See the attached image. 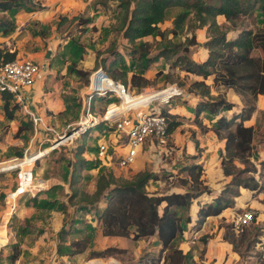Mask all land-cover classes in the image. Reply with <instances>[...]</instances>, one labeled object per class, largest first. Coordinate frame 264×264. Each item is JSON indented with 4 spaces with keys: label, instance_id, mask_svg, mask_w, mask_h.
<instances>
[{
    "label": "rangeland",
    "instance_id": "1",
    "mask_svg": "<svg viewBox=\"0 0 264 264\" xmlns=\"http://www.w3.org/2000/svg\"><path fill=\"white\" fill-rule=\"evenodd\" d=\"M113 4L112 0H28L27 8L22 11L0 12V19L11 23V29L6 33L0 29V35L12 32L3 39L0 37V42L5 41L9 50L17 49L18 58L30 57L28 52L34 53L38 57L35 60L39 64L43 63L46 70L42 75L45 79L43 92H49V97L56 96L66 102L61 114L52 110L48 113V108L44 106L46 112L41 118L51 128H37L34 132L28 114L21 105L14 111L13 118L7 119L0 101V166L5 165L10 158L50 146L66 124L76 121L80 114L82 94L85 87L87 89L88 76H85V72L89 75L100 66L109 75L111 70L119 71L123 64L132 68L128 55L132 44L122 39L114 29ZM178 9L177 6H171L166 10L163 26L170 25L169 21ZM262 19L264 11L256 9L243 19L242 24L248 21L250 25H258ZM191 33L196 42L190 47L188 55L197 60L202 51L196 44L208 34L206 25L191 29L184 25L182 32L171 39L180 43ZM155 37L152 34L142 38L147 41L151 53L156 49ZM255 53L256 50L253 51ZM171 59L155 58L145 73L150 83L140 89L129 85L128 88L133 92H148L170 83L182 87L185 91L180 88L182 93L174 95L175 99L170 98L169 102L177 103L176 108L183 111L186 105L182 99H187L183 95L188 93L185 88L190 79L182 76L179 66H170ZM75 69L84 73H76ZM219 93L223 94V91ZM148 98L143 95L133 104ZM114 99H98L94 111L100 113L104 105ZM255 100L256 97L252 100V109ZM249 121L254 129L250 152L254 151L261 159L264 157V108L252 113ZM116 133L114 129L99 124L83 136L81 134L62 145L50 147L34 161V181L41 178L45 184L32 195L26 192L15 198L14 209L8 212L1 228L3 244L0 246V264H86L89 260V264H103L98 259L112 260L109 264H148V258L156 257L159 244L153 235L137 239H132L131 235L102 236L96 210L82 207V202H77L78 193L71 197L72 190L67 180L71 164L76 159L73 153L79 143L85 145L81 157L91 159L99 166L98 170L97 166L81 169V176L75 185L84 191H87L100 171L108 169L114 176L123 178H130L138 170L151 171L153 178L146 185L148 191L182 190L184 186L179 183L185 171L181 165L196 161L202 163L204 183L214 193L228 179L221 174V147L212 141L214 135L204 133L200 126L184 124L174 136L161 140L147 137L141 143L134 161L125 167H119L113 160L122 151L115 144ZM193 142H197L196 147ZM97 143L106 145L108 157L96 160L94 145ZM190 155H199V158L193 159ZM248 158L255 168V179L260 178L263 182L260 173L264 169L258 160L250 155ZM236 164L241 166L238 162ZM14 176L12 169L0 170V224L4 213L9 211L4 196L14 187ZM238 190L239 194L233 197V206L224 208L218 216L205 218L199 226L182 222L183 230L175 238L174 245L184 252V264H260L258 255L264 244V186L259 190L239 186ZM36 194L38 196H34ZM202 195H205L202 199L209 196ZM32 196L36 197L35 200L42 198L53 202L54 207L50 209L34 205ZM246 209L252 210L251 220L242 231L235 232L233 219ZM60 222L64 228L62 236L58 235L57 229ZM105 247H114V250H110L108 255H96ZM12 255L15 258L11 260ZM157 264H162L161 258Z\"/></svg>",
    "mask_w": 264,
    "mask_h": 264
},
{
    "label": "trees",
    "instance_id": "2",
    "mask_svg": "<svg viewBox=\"0 0 264 264\" xmlns=\"http://www.w3.org/2000/svg\"><path fill=\"white\" fill-rule=\"evenodd\" d=\"M27 1L0 0V11L13 12L25 9ZM112 1L115 6L114 29L119 32L122 39L132 44L128 53L132 68L122 63L121 69L111 70L109 76L127 87L129 85L140 89L150 83V79L144 75L150 62L158 56L164 59L173 57L170 66L177 65L180 69L198 76L189 80L185 88L186 91L198 96L194 105L195 114L202 110L216 114L220 110L231 108L232 103L227 101L222 93H210L211 86L231 87L244 102L238 113H233L227 118L219 116L211 127L216 136L224 140L219 163L223 175L228 177L215 193L204 183L203 167L198 162L181 165L185 171L179 183L184 186L182 190L148 191L146 185L149 179L153 178L151 171L142 169L133 173L130 178H123L114 176L108 169L97 174L93 190L87 192L80 190L75 182L81 176L80 171L83 167H95L97 163L81 157L80 154L85 150L83 143L77 144L73 153L76 159L71 164L68 179V186L72 190L71 197L78 193L77 202L81 201L82 207L88 206L96 210L100 234L131 235L132 239L153 235L159 247L156 257L151 256L147 259L148 264H157L160 258L162 264H184V252L174 245L175 238L183 230L182 222H191V225L199 226L206 216L217 215L222 209L233 206V197L239 194L237 189L239 186L251 190H259L264 186V172L260 173L263 182L260 178L255 179L253 175L255 168L248 158L250 155L258 160L264 169V157L260 159L254 151L250 152L254 129L252 125L242 123L252 110V100L257 94L264 93V19L258 25H250L248 21L244 25L242 23L243 19L256 9L264 11V0ZM171 6H177L179 9L171 18L170 27L161 28L160 24L164 20L166 10ZM218 14L223 15L226 27L216 21ZM184 25L190 29L206 25L208 34L200 44L206 48L207 54L200 62L188 56L189 47L196 42L193 33L189 37L185 36L180 43H175L171 39L182 32ZM230 28L238 30L234 36L227 37L226 29ZM0 29L6 33L11 29V23L6 19H0ZM152 34L157 36L154 39L156 49L150 54L147 41L141 38ZM15 54V49L0 48V58L4 61L15 58ZM75 71L84 73L80 69ZM84 74L88 76L87 72ZM207 78L211 80L209 83L205 81ZM0 101L4 116L12 119L14 111L19 109V103L14 101L8 92L0 93ZM161 112L166 120V138H169L180 122L179 115L168 111L167 106H162ZM196 145L197 142H194V147ZM94 147L96 150V144ZM197 156L190 155L193 159ZM202 194L209 195V199L201 201L199 197ZM35 198H32L34 205L54 207L53 202ZM194 201L195 215L191 218L189 209ZM1 228L0 225L2 235ZM63 230L61 225L58 229L59 236H62ZM110 250H114V247H105L96 252V255H108ZM14 258L12 255L11 260ZM258 258L259 263L264 264V244Z\"/></svg>",
    "mask_w": 264,
    "mask_h": 264
},
{
    "label": "built area",
    "instance_id": "3",
    "mask_svg": "<svg viewBox=\"0 0 264 264\" xmlns=\"http://www.w3.org/2000/svg\"><path fill=\"white\" fill-rule=\"evenodd\" d=\"M40 68L38 62L29 58H13L5 61L0 58V93H10L13 100L21 105L23 111L28 114L34 132L37 128L50 129L38 113L27 107L23 98V90L31 83ZM178 93H181V89L171 83L148 92L130 91L126 85L109 76L102 67L98 66L88 75L87 89L81 97L78 118L73 124H66L61 133H57L50 147L69 142L72 138L87 133L92 127L101 124L117 132L115 144L121 147L122 151L113 160L119 167H125L134 161L141 143L147 137L157 140L166 138V120L161 107L165 103L168 104L169 99ZM141 94L152 95L146 101L131 105L133 98L137 99L136 97ZM111 97L115 99L108 101L100 113L94 111V105L98 99ZM96 147L97 158L108 157L105 144L97 143ZM30 158L31 156L25 157L24 154L6 160L10 162V167L7 169H12L15 173V185L4 196V203L8 209L14 208L17 196L26 192L32 195L44 187L43 179L38 178L34 181L32 166L37 158ZM251 217L250 209L236 214L233 219V230L242 231Z\"/></svg>",
    "mask_w": 264,
    "mask_h": 264
},
{
    "label": "crops",
    "instance_id": "4",
    "mask_svg": "<svg viewBox=\"0 0 264 264\" xmlns=\"http://www.w3.org/2000/svg\"><path fill=\"white\" fill-rule=\"evenodd\" d=\"M23 10V9H22ZM22 10H15V12L17 11H22ZM0 12H5V11H0ZM12 12V11H11ZM14 12V11H13ZM14 12V13H15ZM14 15V14H13ZM216 21L221 25V24H226L225 20H224V17L223 15L221 14H218L216 16ZM163 23H165V20L164 22H162L160 24V27L161 25L163 26ZM170 25H171V20L169 21ZM170 25H168V27H170ZM161 28H166V26H163ZM238 28H230V29H226V36L227 37H232L236 34ZM12 32H8V34H1L0 37H2L1 39H3L4 37L6 36H9L11 35ZM148 36V35H147ZM146 37V36H144ZM142 37V38H144ZM207 35L204 36V38L199 41V44L197 42L196 45H198V48L200 51H202V55L197 59V60H194L196 62H200L202 61L206 54H207V50L206 48H204L200 43L203 42L205 39H206ZM141 38V40H142ZM157 37H155L156 39ZM193 45H191L190 47H192ZM190 47H189V51H190ZM0 48L1 49H8L7 48V45L5 43V41H1L0 42ZM17 50V49H16ZM193 50H197V49H193ZM188 51V52H189ZM196 53V52H195ZM28 54H30L29 56L30 57H25V58H29V59H32L36 62L39 63V61L35 60L36 58H38L34 53H31V52H28ZM150 54H151V51H150ZM18 55V51H16V55H15V58H18L17 57ZM189 56V55H188ZM158 57H161V56H158ZM190 57V56H189ZM191 58V57H190ZM171 58L169 59H166V60H170ZM193 60V59H192ZM43 64V63H42ZM40 64V71L35 75V77L33 78V80L31 81V83L23 90V98H24V101L26 102V105L27 107H29V109L35 111L36 113H38L41 117H43V115L45 116V109H44V106H46L47 109V112L49 113V111H53V112H58V114H61L63 113L62 111L65 110V103L66 102H63L61 98L59 97H49L48 95L50 94L49 92H43V83L45 82V79L44 77L42 76L43 73H45V68L44 66ZM177 66V65H176ZM148 67V66H147ZM147 70V68H146ZM146 70L144 71V75L147 77V75L145 74L146 73ZM181 74L182 76L185 75L186 77H188V79H194V78H198L197 75L195 74H192L190 72H187L183 69H181ZM148 78V77H147ZM207 83H209L211 80L210 78H207L205 80ZM182 89V91L184 90V88L180 87ZM223 91V95H224V98L231 102L232 103V106L231 108H228V109H224V110H220L218 111L216 114H212V113H208L207 111L205 110H202L200 112H198L197 114L194 113V105L198 99V96L196 94H194L193 92H188L186 94L183 95V97L187 98V99H182L185 103L184 105H186L185 109L186 110H183V111H179L176 107H177V103H172L169 102L168 105H167V109L168 111L170 112H174V113H177L179 115V124L174 128V130L171 132V136H174L177 131H179L182 126H184V124H192L193 126H200L203 128L204 130V133H207V132H210L214 135V138L212 139L213 142H216L217 145L220 148V150L222 149L223 147V144H224V140L223 138H219L216 136V134L214 133V131L212 130V124L215 122V120L223 115L224 117H229L231 116L233 113H238L241 109V107L243 106V103L241 101V98H240V95H238L231 87H224V86H211L210 87V93L211 94H216L217 92H220V91ZM86 91V87H85V90L83 92V94L85 93ZM181 91V93H182ZM185 91V90H184ZM82 94V95H83ZM175 99V96L171 98V100H174ZM40 102V103H39ZM264 108V93L263 94H257L256 96V100H255V103H254V108L251 110V112L249 113L248 117L243 119L242 120V123L244 125H252V123L249 121V118H250V115L256 111H259V109H263ZM188 110V111H187ZM50 115V114H49ZM238 119V118H237ZM48 122V121H47ZM46 124V123H45ZM50 127V126H48ZM51 128V127H50ZM187 128V127H186ZM193 128V127H192ZM187 130L185 129L184 132H186ZM198 138V137H196ZM194 144V142H193ZM194 146V145H193ZM48 150V147L45 148L44 151H40V153L38 154V156H41L45 151ZM85 152V151H84ZM199 158V155L197 156ZM196 157V158H197ZM263 158V157H261ZM198 163H200L202 165V163L200 161H196ZM7 163V162H6ZM203 166V165H202ZM1 168V166H0ZM99 169V166H97V170ZM221 170L219 171V174H220ZM222 176L223 173L221 172ZM204 175V174H202ZM205 176V175H204ZM224 177H227V176H224ZM68 178V177H67ZM228 178V177H227ZM228 180V179H226ZM68 181V180H67ZM94 179L92 180V183L90 185V187L87 189V192H91L94 188ZM67 185H68V182H67ZM239 188V187H238ZM237 188V189H238ZM244 189V188H243ZM239 191V190H238ZM38 194V193H37ZM34 195V196H38V195ZM50 196H51V192L48 193ZM203 196L205 195H201L199 197V199L201 201L205 200V199H202ZM33 197V196H32ZM210 196L207 197V199H209ZM247 202V201H245ZM15 206V204H14ZM33 206V205H32ZM195 201L193 202V204L191 205L190 209H189V214L191 216V218L194 217V212H195ZM47 208V207H46ZM14 209V208H13ZM13 209H9V211L5 212L4 213V219H3V222L0 224L1 226L4 224V221H5V218L7 217V214L8 212H11L13 211ZM23 209V208H21ZM51 209V208H50ZM192 210V211H191ZM223 210V209H222ZM220 213H218L217 215H208L206 216L205 218H211V217H215V216H218ZM204 218V219H205ZM204 221V220H203ZM202 221V222H203ZM201 222V223H202ZM191 224V222H190ZM62 225V222L59 223V226L57 229L60 228V226ZM201 225V224H200ZM3 235V234H2ZM155 237V236H154ZM3 238L0 237V246L3 244L2 242ZM159 244V243H158ZM100 261H102L103 264H109L112 260H102V259H98ZM87 263L86 264H89V262H91V260L89 261H86ZM84 264V263H83Z\"/></svg>",
    "mask_w": 264,
    "mask_h": 264
},
{
    "label": "bare ground",
    "instance_id": "5",
    "mask_svg": "<svg viewBox=\"0 0 264 264\" xmlns=\"http://www.w3.org/2000/svg\"><path fill=\"white\" fill-rule=\"evenodd\" d=\"M165 93V91L163 92V94ZM143 95H146V96H150V95H152V94H141V95H139L138 97H136L137 99H135V98H133V100L131 101V105H134L133 103L136 101V100H138L139 98H141V97H143ZM149 99V98H148ZM144 101H146V100H144ZM139 104V103H138ZM50 148V146H48V149ZM45 150V148H43V149H40L39 151H36V152H33V153H31V154H29V155H27V154H25V157H28V156H31V158L30 159H32V158H38V157H40V156H38V154L40 153V151H44ZM27 159V158H26ZM29 159V158H28ZM31 162V161H30ZM10 162H7L5 165H3V166H1V168H0V170H5V169H7V168H9L10 167ZM32 187H34V186H32ZM32 187H31V189H32Z\"/></svg>",
    "mask_w": 264,
    "mask_h": 264
}]
</instances>
